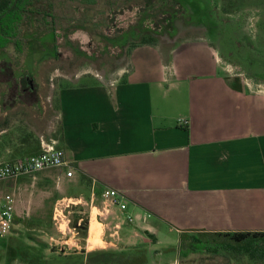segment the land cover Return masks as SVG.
Here are the masks:
<instances>
[{"label":"crops","instance_id":"crops-1","mask_svg":"<svg viewBox=\"0 0 264 264\" xmlns=\"http://www.w3.org/2000/svg\"><path fill=\"white\" fill-rule=\"evenodd\" d=\"M199 41L137 46L120 77L59 89L54 115L62 139L50 138L59 140L69 166L45 174L63 188L57 202H96L111 187L129 205L125 212L104 199V209L94 206L97 239L91 217L89 237L67 259L100 253L103 260L143 246L147 264H179L165 253L178 251L182 232L264 231V82L232 72L210 43ZM25 150L24 137L6 121L0 162Z\"/></svg>","mask_w":264,"mask_h":264},{"label":"rangeland","instance_id":"rangeland-1","mask_svg":"<svg viewBox=\"0 0 264 264\" xmlns=\"http://www.w3.org/2000/svg\"><path fill=\"white\" fill-rule=\"evenodd\" d=\"M53 2V8L43 10L52 15L47 21L43 15L37 19L38 14L32 13L25 23L26 53L20 65L12 52H0V127L8 121L20 139L39 130L46 138L54 136L60 125L54 115L59 89L120 77L122 70L130 68L132 43L143 36H157L164 45H178L184 39L208 42L232 72L264 82V0ZM167 14L173 15L171 25ZM23 76L29 83L24 84ZM28 141L31 143L25 141V152L38 145L34 136ZM48 172L57 173V169L0 182V197L16 200L14 230L0 238V264H28L18 249L23 242L32 244L34 255L46 244L41 256L49 264L78 261L65 256L82 249L84 229L74 233L71 226L80 227L83 219L90 221L91 217L97 221L98 208L104 209L103 197L96 202L85 198L82 202L81 197L57 202L56 198L64 194L58 189L61 192L63 188L45 181L50 180L45 175ZM99 216L106 223L111 221L107 215ZM93 235L98 233L91 237L96 240ZM70 238L71 243H67ZM179 251L168 250L165 258H179V264H257L248 256L234 257L227 251L225 255L207 252L189 257H181Z\"/></svg>","mask_w":264,"mask_h":264},{"label":"trees","instance_id":"trees-1","mask_svg":"<svg viewBox=\"0 0 264 264\" xmlns=\"http://www.w3.org/2000/svg\"><path fill=\"white\" fill-rule=\"evenodd\" d=\"M153 0H149V2ZM53 0H0V52L10 51L17 57L16 63L20 65L22 56L26 53L23 31L25 23L32 17V13H37V19L43 15L52 16L49 11H43L45 8H53ZM173 17L172 14L165 16L167 21ZM164 19V18H161ZM172 22H168L171 25ZM160 40L157 36H143L137 42H133L130 48L132 50L141 45L158 44ZM24 84L29 83L26 76L22 77ZM56 109H59L57 100ZM32 133L28 135L32 137ZM52 136H48L49 139ZM62 139V126L59 125L56 134L53 136ZM28 138L25 141H28ZM37 141V140H36ZM31 143V142H30ZM41 152V138L38 145L25 152L23 155H33ZM90 181V180H89ZM79 230L84 229V236L88 233V220L83 219ZM151 237H153L151 235ZM214 240V241H213ZM21 244V243H20ZM42 248L48 247L46 244ZM39 249L37 255L32 254V244L23 242L18 249L22 260L28 264H49V260L41 256L44 251ZM179 252L181 257H189L196 253L211 252L217 255H225V252L232 253L234 257L245 255L251 258L257 264H264V231H236V232H182L180 235ZM36 254V253H35ZM40 254V255H38ZM100 253L88 254L74 257L78 259L71 264H147L149 262L148 250L143 246L104 255L100 260ZM80 259L82 262H80Z\"/></svg>","mask_w":264,"mask_h":264},{"label":"built area","instance_id":"built-area-1","mask_svg":"<svg viewBox=\"0 0 264 264\" xmlns=\"http://www.w3.org/2000/svg\"><path fill=\"white\" fill-rule=\"evenodd\" d=\"M65 151L60 146L59 140L55 138H41V152L33 155L18 156L12 160L0 162V182L11 179H18L25 175H36L37 173L50 169L68 167ZM73 169L67 174L73 176ZM105 203L115 205L122 211L128 210V199L125 194L111 187L102 191ZM151 217V212L146 214ZM15 199L12 196L0 197V238L8 237L15 226ZM129 222H135L137 217L130 214L127 217Z\"/></svg>","mask_w":264,"mask_h":264},{"label":"bare ground","instance_id":"bare-ground-1","mask_svg":"<svg viewBox=\"0 0 264 264\" xmlns=\"http://www.w3.org/2000/svg\"><path fill=\"white\" fill-rule=\"evenodd\" d=\"M97 226V221L95 220V219H93L92 220V222H91V228H90V230H91V234H93V233H95V234H97L98 233V231L96 230V227ZM100 231V230H99ZM100 233V232H99ZM92 237V236H91ZM93 237H94V235H93ZM95 237H98V236H96L95 235ZM94 237V238H95ZM96 241H93V243H95Z\"/></svg>","mask_w":264,"mask_h":264}]
</instances>
